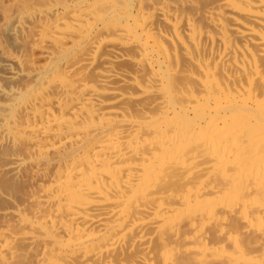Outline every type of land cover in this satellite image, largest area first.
<instances>
[{
    "label": "bare ground",
    "instance_id": "obj_1",
    "mask_svg": "<svg viewBox=\"0 0 264 264\" xmlns=\"http://www.w3.org/2000/svg\"><path fill=\"white\" fill-rule=\"evenodd\" d=\"M0 264H264V0H0Z\"/></svg>",
    "mask_w": 264,
    "mask_h": 264
}]
</instances>
